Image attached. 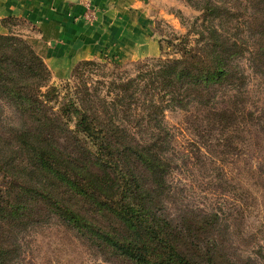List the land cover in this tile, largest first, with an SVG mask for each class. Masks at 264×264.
<instances>
[{"label":"trees","instance_id":"trees-1","mask_svg":"<svg viewBox=\"0 0 264 264\" xmlns=\"http://www.w3.org/2000/svg\"><path fill=\"white\" fill-rule=\"evenodd\" d=\"M204 3L195 45L187 38L168 42L173 57L138 63L133 76L114 65L108 101L87 84L85 73L92 75L96 62H80L71 76L79 83L56 88L31 44L1 22L9 33L0 35V264L16 263L21 239L44 216L60 220L108 261L250 264L230 253L216 214L172 217L165 208L172 172L165 110H212L219 89L235 85L234 62L245 53L264 75V0H250L253 13L242 22L254 31L250 48L226 30L231 11ZM4 106L18 126H4Z\"/></svg>","mask_w":264,"mask_h":264},{"label":"rangeland","instance_id":"rangeland-1","mask_svg":"<svg viewBox=\"0 0 264 264\" xmlns=\"http://www.w3.org/2000/svg\"><path fill=\"white\" fill-rule=\"evenodd\" d=\"M212 1L231 11L235 19L224 25L226 30L242 35L248 41L246 48H250L254 31H246L242 23L247 14L253 13L250 0ZM135 4L137 7L130 10L139 13L140 26L144 25L145 30L140 29L154 49L150 48L147 56L124 62L113 58L90 60L99 67L91 69L92 75L85 73L89 76L88 87L107 101L111 79L108 74L114 65L120 67L119 72L133 76L138 63L166 59L171 53L166 48L168 42L179 44L187 38L195 45L198 33L204 31V0H137ZM1 22L15 34L29 35L31 38L25 39L38 54L35 27L14 17ZM5 27L0 35H8ZM169 56L173 57V53ZM248 59L249 54L245 53L235 60V85L219 89L212 110L196 105L165 110L162 125L170 135L172 164L168 178L170 198L165 208L172 217L185 211L216 214L221 237L231 246L230 253L241 261L250 258V264H264V75ZM83 61L60 77L50 71V85L59 88L66 82L79 83L71 76ZM223 110L227 111L225 120L218 116ZM2 118L5 127L18 126L16 114L9 107H3ZM21 240L22 253L15 264H128L108 261L107 256L55 217L44 216Z\"/></svg>","mask_w":264,"mask_h":264},{"label":"crops","instance_id":"crops-1","mask_svg":"<svg viewBox=\"0 0 264 264\" xmlns=\"http://www.w3.org/2000/svg\"><path fill=\"white\" fill-rule=\"evenodd\" d=\"M89 1L87 11L84 0H0V33L1 20L10 17L35 27L37 52L58 77L79 61L124 62L150 54L154 46L145 38L142 19L130 10L137 0Z\"/></svg>","mask_w":264,"mask_h":264},{"label":"built area","instance_id":"built-area-1","mask_svg":"<svg viewBox=\"0 0 264 264\" xmlns=\"http://www.w3.org/2000/svg\"><path fill=\"white\" fill-rule=\"evenodd\" d=\"M84 6H85L86 10L89 11L90 10V1L84 0Z\"/></svg>","mask_w":264,"mask_h":264}]
</instances>
